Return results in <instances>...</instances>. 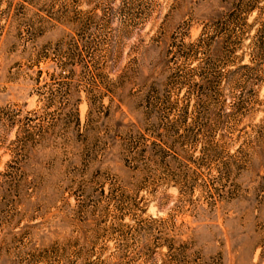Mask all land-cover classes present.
Segmentation results:
<instances>
[{"label":"rangeland","instance_id":"obj_1","mask_svg":"<svg viewBox=\"0 0 264 264\" xmlns=\"http://www.w3.org/2000/svg\"><path fill=\"white\" fill-rule=\"evenodd\" d=\"M236 1L0 0V264H264Z\"/></svg>","mask_w":264,"mask_h":264},{"label":"trees","instance_id":"obj_2","mask_svg":"<svg viewBox=\"0 0 264 264\" xmlns=\"http://www.w3.org/2000/svg\"><path fill=\"white\" fill-rule=\"evenodd\" d=\"M235 3L233 10H237V13L231 12L228 19L229 23L232 24V29H234V41L236 40L237 44H240L244 36L253 29V34L249 37L248 48L250 49L249 54L252 55L251 59H254L264 49V0H237ZM253 11H256L253 23L248 24L247 17ZM200 41L202 38L199 37L190 45H196ZM76 118L78 123V117ZM146 147L147 145H145L144 151H146Z\"/></svg>","mask_w":264,"mask_h":264}]
</instances>
